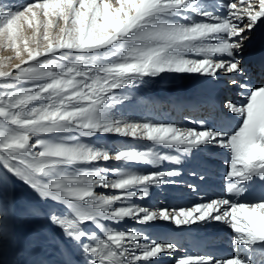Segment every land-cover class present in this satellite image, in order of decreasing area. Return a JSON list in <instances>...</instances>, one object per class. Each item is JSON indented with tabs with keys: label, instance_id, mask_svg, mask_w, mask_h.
I'll use <instances>...</instances> for the list:
<instances>
[{
	"label": "snow or ice",
	"instance_id": "6c2138e0",
	"mask_svg": "<svg viewBox=\"0 0 264 264\" xmlns=\"http://www.w3.org/2000/svg\"><path fill=\"white\" fill-rule=\"evenodd\" d=\"M17 2L18 7L0 0V49L14 53L0 60V81L8 82L0 85V167L42 200L64 207V212H50V222L84 255L85 264H156L162 254L179 250L172 242L150 241L142 232L102 223L125 219L140 225L167 221L177 228L219 222L234 234L235 255H185L176 264H264V191L239 199L256 181L264 183V86L250 87L236 78L244 72L239 57L245 42L264 23V0H223L212 6L222 12L197 0ZM187 13L204 19L190 20ZM28 30L31 36L25 35ZM44 57L51 59L45 62ZM12 59L19 61L14 67ZM163 73L229 77L246 102L226 100L222 107L241 122L228 132L203 120L200 127L181 128L129 122L113 114L116 105L129 99L115 95L116 90ZM22 82L31 83L17 87ZM108 134L185 154L226 150V193L236 199L215 198L172 210L117 206L145 198L149 186L178 173L144 174L101 166L100 161H181L151 150L112 152L105 145L81 142ZM98 187L114 194L98 193ZM87 224L101 234L85 229ZM62 255L63 264H75L71 251Z\"/></svg>",
	"mask_w": 264,
	"mask_h": 264
},
{
	"label": "bare ground",
	"instance_id": "6f19581e",
	"mask_svg": "<svg viewBox=\"0 0 264 264\" xmlns=\"http://www.w3.org/2000/svg\"><path fill=\"white\" fill-rule=\"evenodd\" d=\"M222 2L223 0H199L198 3L202 5L207 4L209 10L219 12V7L213 8L212 6ZM189 14V17L195 20L204 19L203 17L196 16L194 13ZM262 51H264V23H259L255 30L250 33V39L245 42L243 53L239 57L244 72L242 76L236 77L238 81L247 83L250 87H259L258 85L264 86V80L263 83H259V80H256L255 74L258 73V70L253 66L256 60V54ZM228 80L229 77L223 75H220L215 80L204 76L196 81L187 80L184 87H178V89L172 91L165 90L162 94L154 93L146 96L142 100L144 107H146L143 110V114L142 111L136 110L143 106H134V109L130 113L122 114L121 118L125 120L126 117L132 114L134 115V122H138L137 119H139L141 123L174 124L177 127L186 128L200 127L199 123L193 121L194 115H199L209 126L223 128L228 132H232L241 122L240 118L227 112L222 107V103L226 100L240 104L244 101L245 103L246 94L237 93L236 95L235 91L243 92V90L238 86L229 84ZM181 114L184 116L178 122L177 117ZM140 115L143 118H140ZM185 115L187 116L185 117ZM171 117H173V120L170 119ZM110 138L115 139L117 136L112 135ZM131 138L120 137L119 140L114 141L116 147L113 149L117 151L145 152L148 151V145H151L155 148L154 152L161 155H170L179 159L181 162L175 164L167 160L152 163L111 161L114 163V168L126 169L138 173L147 174L158 170H174L178 173L174 177L164 178L167 182L149 186L147 189L148 195L145 198L124 200L118 202L117 206L135 203L153 209L167 208L172 210L181 207H190L215 198L236 199V197H229L226 193L227 181L225 175L227 168L225 160L228 157L226 150L216 148L212 151H194L193 153L185 154L153 144L147 140V143L142 145L139 144V139L134 138L132 140ZM103 165L105 166V164ZM112 178H114V175L110 172L109 179ZM256 183H259V181H256L252 187ZM103 189L98 187L95 190L103 191ZM251 189L248 194H245L244 197H240L239 199L243 201L251 195ZM104 190L108 191V189ZM111 194H114V190L112 189ZM42 203L46 205V217L49 222V229H52V233L48 235V238L51 235L50 240L53 246L43 248L40 244L35 245L31 240L36 238L34 232L14 228L15 230L13 234H10L7 242V245L9 243L11 246L8 256H6V253H3L5 240L0 239V262L2 259H5L2 264H14L11 259L13 253L12 248L15 247L17 248L16 251L19 250L18 253L22 255L24 260L22 264H63L66 253L62 255V252L65 249L72 252V258L75 264H85L84 255L78 249L73 248L70 242L64 241L60 229L50 222V212H64V207L52 201L42 200ZM102 223H107V226L123 231H128V227L136 224L132 219H125L120 222L102 221ZM83 227L87 230L96 231L98 235L101 234L91 224L84 225ZM135 228H137L138 232H142L148 237L150 241L172 242L178 246L179 250L176 253L162 254V257L156 264H171L172 260L175 261L173 264H176V259L185 255H211L214 258L223 259L231 257L237 252V248L233 244L234 234L228 227L219 222H207L177 228L170 222L158 220L147 225L137 223ZM200 238L201 241H199ZM239 254L241 256L245 255L243 251H240Z\"/></svg>",
	"mask_w": 264,
	"mask_h": 264
},
{
	"label": "rangeland",
	"instance_id": "374dc122",
	"mask_svg": "<svg viewBox=\"0 0 264 264\" xmlns=\"http://www.w3.org/2000/svg\"><path fill=\"white\" fill-rule=\"evenodd\" d=\"M11 2L15 4V6L17 7L19 6L17 0H11ZM28 2H31V0H28ZM197 2H199V0H197ZM222 11H223L222 9L219 10V12ZM186 15L189 17L190 14L187 13ZM190 20H195V19L190 18ZM25 35L31 36L32 32L28 30L25 32ZM13 56L14 53L12 51L10 50L5 51L3 49H0V60H4L8 57H13ZM42 59L45 62H49L51 58L44 57ZM17 63H19L18 60L12 59L10 61V66L14 67L15 64ZM202 77L203 76L197 74L163 73L157 77L140 78L137 81H135L133 85L126 86L124 89L115 91V95L117 96L126 95L129 97V99L124 101L122 104L116 105L113 109V114L116 117L121 118L122 114L130 113L131 110L134 109V106H138V107L143 106L141 108L136 109L139 110L140 112L142 111L143 114L144 113L143 110L146 107H144V103L142 100L146 96H149L154 93L162 94V92L165 90L167 91L176 90L178 89V87H184L185 86L184 84L187 80L196 81L197 79ZM4 83H8V82L0 81V85ZM30 83L31 82H22L19 83L17 87L19 88L27 87L30 86ZM259 83H263V81L259 80ZM235 93L236 95L237 93L242 94V91L240 92L235 91ZM130 116L126 117L125 120L126 121L129 120V122H134V115L131 114ZM183 116L184 115L182 114L178 116L177 121L179 122V120H181ZM186 116L187 115H185V117ZM140 118L143 117L140 115ZM170 119L173 120V117H171ZM201 120L202 119L199 115H194L193 121L199 123ZM137 121L138 123H141L139 119H137ZM110 136H112V134H108L105 136L97 135L92 138H81V142L95 144V145H105L112 152H115L117 150L113 149L116 147L114 141L119 140L120 136H117V138L115 139L110 138ZM131 139L133 140L134 138ZM139 141H140L139 144L142 145H145L147 143V141L144 139H139ZM149 150L154 151L155 148L152 147L151 145H148V151ZM111 161L113 160H109L105 166L109 168H114L113 166L114 163ZM99 164L101 166H104L103 164H105V162L100 161ZM81 167H92V166L89 165V166H81ZM108 178H109V174H108ZM104 189L103 191L102 190H96V191L102 194H111V189H108V191H105ZM153 200H155V198H153ZM32 209H38L39 213L34 215L31 211ZM105 224L107 226V223ZM135 225H137V223L132 225L131 227H128L127 230L138 232L137 228H135ZM14 228H17L19 230L26 229L34 232L36 238L35 239L33 238L31 240L34 242L35 245L40 244L42 245L43 248H46V246H51V245L53 246V243H51L50 240L51 235L48 238V235L52 233V229H49V222L46 217V205L42 203V199L39 198L38 195L32 189L24 185L22 181L12 176L11 174H8L6 170L0 167V239L5 240V247L3 253H6V256H8L11 247L9 243L7 245V242L9 240L10 234L11 233L13 234L15 230ZM12 249H13L12 259H11L12 262L14 264L24 263L22 255L18 253L19 250L16 251L17 248L15 247H13ZM3 260L5 259H2L0 264H2ZM171 262H172L171 264H173L175 261L172 260Z\"/></svg>",
	"mask_w": 264,
	"mask_h": 264
}]
</instances>
